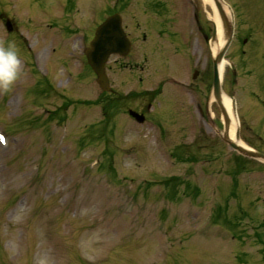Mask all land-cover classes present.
Returning <instances> with one entry per match:
<instances>
[{"label": "rangeland", "instance_id": "obj_1", "mask_svg": "<svg viewBox=\"0 0 264 264\" xmlns=\"http://www.w3.org/2000/svg\"><path fill=\"white\" fill-rule=\"evenodd\" d=\"M225 1L235 34L222 86L237 99L242 140L264 146L257 142L264 140V0ZM107 2L90 0L91 15ZM165 2L186 25L199 11L211 32L212 8L203 0ZM24 17L20 36L6 34L0 21V43L16 42L22 67L12 89L0 93V264H264V232L256 240L238 237L261 222L264 162L252 158L233 184L239 156L219 136L211 75L198 79L195 93L209 109L203 123L190 92L167 78L188 81L201 70L213 56L209 40L199 37L200 50L197 41L179 54L170 48L169 61L156 50L142 83L116 64L108 71L125 92L158 85L163 94L149 111L162 125L129 122L123 113L104 121L83 52L60 35L31 32L24 25L35 24Z\"/></svg>", "mask_w": 264, "mask_h": 264}, {"label": "flooded vegetation", "instance_id": "obj_2", "mask_svg": "<svg viewBox=\"0 0 264 264\" xmlns=\"http://www.w3.org/2000/svg\"><path fill=\"white\" fill-rule=\"evenodd\" d=\"M10 4H13L16 10L11 9ZM132 5L137 12L129 11ZM21 8H25L27 12H21ZM44 12L47 14L45 22L49 18L52 19L50 26L45 28L46 32L49 31L52 35H60L62 41L65 39L68 41L66 44H69L71 50L81 51L83 55L90 45L96 26L104 21L107 16L117 12L121 17V24L131 44L127 54H114L108 58L106 61L108 71L116 64L120 71L139 74L150 67V61H155L154 53L156 50L159 52L160 61H169V59H175V57L172 58L169 55L171 49L179 54L181 51L192 48L194 41H197L196 43L199 45L198 50L201 48L199 37L203 36V22L200 12L196 10L191 17L194 22L191 25H186L181 19V17L185 18V15L181 14L179 18L174 17V12L170 10V6L165 0H111V3L107 2L99 12H94L93 15L90 11V0H0V20L4 24L6 34L15 32L19 36L21 35L23 24L20 22V17H24V15V18H27L30 24H35L33 28L31 25H24V27L31 32L32 29H35V34L42 33V24L45 22H40V18L44 17ZM176 24L178 28H176ZM205 26L206 29L207 25ZM165 36H167L169 42H164ZM205 37H207V34H205ZM210 60L207 59L201 70L194 69L188 81L176 82L173 80L175 83H182L186 91L190 92L191 103L197 108L200 120L204 118L206 122H208L207 115L209 114L206 101L205 108H201L200 100L203 97H197L195 93L201 88L198 79L210 76L212 67ZM198 62L200 63V59ZM137 77L140 83L144 81L142 75H137ZM112 88V91H109L110 95L122 99L123 111L129 120L137 121L138 118H142L141 123L158 120V118H152L149 111L152 105L150 97L158 86L145 88L144 90L130 88L126 92L121 86ZM141 91L145 93L147 98L141 95ZM138 97L143 98L144 101L139 107H135L132 105V101ZM197 98L200 100H196ZM129 110L140 113L141 116L130 115ZM263 118L264 115H261L258 120L261 121ZM195 138L191 142H196ZM214 141L217 140L212 142ZM257 142H264V140H257ZM261 213L259 210V217L263 219L264 216H261Z\"/></svg>", "mask_w": 264, "mask_h": 264}, {"label": "water", "instance_id": "obj_3", "mask_svg": "<svg viewBox=\"0 0 264 264\" xmlns=\"http://www.w3.org/2000/svg\"><path fill=\"white\" fill-rule=\"evenodd\" d=\"M214 1L220 14V23L222 29L224 30L226 35L224 44L219 48L216 56L213 59V95L217 100L224 117V132H222L221 136L225 141H227V143H229L230 146H232L239 152L249 156L264 159V153L246 147L239 142V127H236L235 138L232 139L229 136L231 118L223 101L225 92L221 85L220 63L233 37L234 18L232 9L229 5L228 8L230 11V17H228L226 12L224 11L222 3L223 0ZM214 36L215 32L213 33V37ZM128 43V39L120 26L119 18L115 14L109 16L96 28L95 36L91 41V47L86 51V55L88 58V62L91 64L92 68L97 74V81L103 89H108V80L104 70V62L108 54L110 52L119 51L120 47L127 48ZM230 101L232 111L236 116L235 98L232 96Z\"/></svg>", "mask_w": 264, "mask_h": 264}, {"label": "clouds", "instance_id": "obj_4", "mask_svg": "<svg viewBox=\"0 0 264 264\" xmlns=\"http://www.w3.org/2000/svg\"><path fill=\"white\" fill-rule=\"evenodd\" d=\"M21 72V57L16 42L0 43V93L10 91Z\"/></svg>", "mask_w": 264, "mask_h": 264}, {"label": "bare ground", "instance_id": "obj_5", "mask_svg": "<svg viewBox=\"0 0 264 264\" xmlns=\"http://www.w3.org/2000/svg\"><path fill=\"white\" fill-rule=\"evenodd\" d=\"M204 3L209 4L212 8V11L209 14V17L215 22L217 29H216V37L215 39L212 41V52L215 53L224 43L226 35L224 30L221 27L220 24V14L217 8V5L215 3L214 0H203ZM225 9L228 10L227 5H225ZM227 61L224 59L221 64H220V72L222 73L224 70V67L226 66ZM230 98L228 97H224V104L226 105V108L228 109V113H230L231 117H232V122L230 125V135L233 136L234 132H235V128L238 125V121L236 119V117L234 116L233 112H232V108H231V104H230ZM243 144H245V142H241Z\"/></svg>", "mask_w": 264, "mask_h": 264}, {"label": "trees", "instance_id": "obj_6", "mask_svg": "<svg viewBox=\"0 0 264 264\" xmlns=\"http://www.w3.org/2000/svg\"><path fill=\"white\" fill-rule=\"evenodd\" d=\"M107 105H108V106H112V105H113V99L109 100V102H108Z\"/></svg>", "mask_w": 264, "mask_h": 264}]
</instances>
